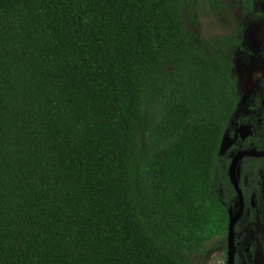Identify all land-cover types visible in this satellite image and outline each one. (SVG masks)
I'll return each mask as SVG.
<instances>
[{
	"label": "trees",
	"instance_id": "16d2710c",
	"mask_svg": "<svg viewBox=\"0 0 264 264\" xmlns=\"http://www.w3.org/2000/svg\"><path fill=\"white\" fill-rule=\"evenodd\" d=\"M206 6L0 0V264H198L225 234L238 81Z\"/></svg>",
	"mask_w": 264,
	"mask_h": 264
},
{
	"label": "flooded vegetation",
	"instance_id": "af4514ba",
	"mask_svg": "<svg viewBox=\"0 0 264 264\" xmlns=\"http://www.w3.org/2000/svg\"><path fill=\"white\" fill-rule=\"evenodd\" d=\"M240 9L238 17L232 14V44L235 50L230 53L232 71L238 81L239 100L219 149V155L226 162L231 186L228 198L222 196L223 190L220 188V200L231 203L226 205V232L216 237L221 240L220 247L226 264L230 242L235 252L234 264H264V0H241ZM240 54L248 59L238 73L235 66ZM238 157L235 185L229 167ZM230 215L236 218L231 238Z\"/></svg>",
	"mask_w": 264,
	"mask_h": 264
},
{
	"label": "rangeland",
	"instance_id": "374dc122",
	"mask_svg": "<svg viewBox=\"0 0 264 264\" xmlns=\"http://www.w3.org/2000/svg\"><path fill=\"white\" fill-rule=\"evenodd\" d=\"M228 6L226 9L217 12L206 6L200 16V32L202 36L215 46H223L228 53L234 52L233 40V15L238 17L241 9V0H220ZM233 14V15H232ZM237 19V18H236ZM236 71L239 73L242 64L248 59L246 55H238ZM221 240L218 237L208 241L203 253L194 257L198 264H226V258L220 247Z\"/></svg>",
	"mask_w": 264,
	"mask_h": 264
},
{
	"label": "water",
	"instance_id": "95a60500",
	"mask_svg": "<svg viewBox=\"0 0 264 264\" xmlns=\"http://www.w3.org/2000/svg\"><path fill=\"white\" fill-rule=\"evenodd\" d=\"M239 158L240 157L235 158L233 160V162L231 163L230 167H229V173H230V177H231L232 182H234V172H235V169H236L237 162H238V159ZM234 184L236 185L235 182H234ZM238 191H239L240 198L242 199L241 190L239 188H238ZM240 212H241V210H240ZM235 221H236V218H234L232 215H230V221H229V235H230V238H231V235H232L233 225H234ZM228 254H229V260H228V263L227 264H234V255H235V252H234V248H233L231 242L229 243V251H228Z\"/></svg>",
	"mask_w": 264,
	"mask_h": 264
}]
</instances>
